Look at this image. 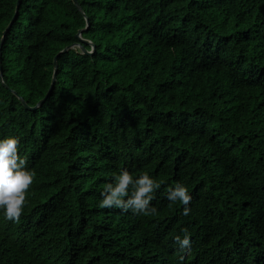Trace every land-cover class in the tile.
Segmentation results:
<instances>
[{"label": "trees", "instance_id": "obj_1", "mask_svg": "<svg viewBox=\"0 0 264 264\" xmlns=\"http://www.w3.org/2000/svg\"><path fill=\"white\" fill-rule=\"evenodd\" d=\"M77 1L21 0L1 46L0 136L35 175L0 264H178L183 233V264H264V0ZM84 15L94 51L25 107L91 49ZM122 168L161 182L155 213L99 205Z\"/></svg>", "mask_w": 264, "mask_h": 264}, {"label": "clouds", "instance_id": "obj_2", "mask_svg": "<svg viewBox=\"0 0 264 264\" xmlns=\"http://www.w3.org/2000/svg\"><path fill=\"white\" fill-rule=\"evenodd\" d=\"M19 137L0 136V214L5 220L19 221L26 204V194L34 180V171L27 167V157L18 153ZM160 183L147 172L132 174L120 169L100 191L99 205L105 208L130 210L134 214L155 213L151 205ZM166 198L181 205V215L188 217L192 197L183 183L168 188ZM179 254L178 264H183L184 254L191 251V241L186 233L174 237Z\"/></svg>", "mask_w": 264, "mask_h": 264}, {"label": "water", "instance_id": "obj_3", "mask_svg": "<svg viewBox=\"0 0 264 264\" xmlns=\"http://www.w3.org/2000/svg\"><path fill=\"white\" fill-rule=\"evenodd\" d=\"M20 1L21 0H16V4H15V9H14V13L10 19V21L8 22V24L6 25V27L4 28V30L2 31V35H1V39H0V56H1V46H2V43L5 39V35L7 33V31L9 30V28L11 27L12 23L14 22L15 18H16V15L18 13V9H19V5H20ZM72 2L75 4L76 8L84 14L80 4L78 3L77 0H72ZM84 18L86 20V26L83 28V29H80L77 33H76V36L79 38V40L81 42H86L88 44H90L91 46V49L90 50H87L86 48H84V46L81 44V43H73L71 45H67L65 46L63 49H61L55 56H54V59H53V65H54V68H53V73H52V78H51V82H50V85L45 93V95L32 107L28 106L26 104V102L23 100V98L20 97L21 101L23 102V104L25 105V107H28L30 109H36L39 105H41L44 100L48 97V95L50 94L51 90H52V87L54 85V82H55V78H56V69H57V56L62 53V52H65L66 50H68L69 48H72L74 46H77L78 48L81 49V51L83 53H88V54H91L95 47H94V43H92L91 41L87 40V39H84L80 36V32L84 29H86L88 27V18L84 15ZM0 80L1 82L3 83V80H2V69H1V63H0Z\"/></svg>", "mask_w": 264, "mask_h": 264}]
</instances>
